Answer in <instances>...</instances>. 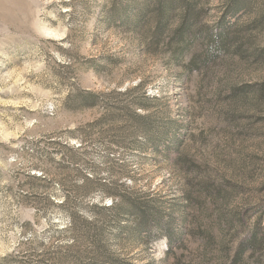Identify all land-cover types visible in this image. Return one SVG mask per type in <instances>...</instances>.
Returning <instances> with one entry per match:
<instances>
[{
	"label": "rangeland",
	"instance_id": "obj_1",
	"mask_svg": "<svg viewBox=\"0 0 264 264\" xmlns=\"http://www.w3.org/2000/svg\"><path fill=\"white\" fill-rule=\"evenodd\" d=\"M0 264H264V0H0Z\"/></svg>",
	"mask_w": 264,
	"mask_h": 264
},
{
	"label": "trees",
	"instance_id": "obj_2",
	"mask_svg": "<svg viewBox=\"0 0 264 264\" xmlns=\"http://www.w3.org/2000/svg\"><path fill=\"white\" fill-rule=\"evenodd\" d=\"M253 238H256V235H255V234L253 235ZM255 242H256V241H255ZM255 246H256V245H255Z\"/></svg>",
	"mask_w": 264,
	"mask_h": 264
}]
</instances>
